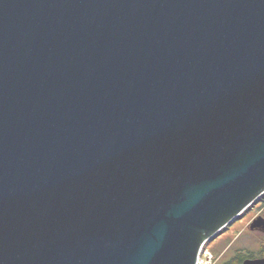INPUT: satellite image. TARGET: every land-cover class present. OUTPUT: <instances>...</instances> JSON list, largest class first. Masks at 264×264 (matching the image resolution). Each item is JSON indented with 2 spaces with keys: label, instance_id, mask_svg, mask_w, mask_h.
<instances>
[{
  "label": "water",
  "instance_id": "1",
  "mask_svg": "<svg viewBox=\"0 0 264 264\" xmlns=\"http://www.w3.org/2000/svg\"><path fill=\"white\" fill-rule=\"evenodd\" d=\"M263 195L264 0H0V264H199Z\"/></svg>",
  "mask_w": 264,
  "mask_h": 264
},
{
  "label": "rangeland",
  "instance_id": "2",
  "mask_svg": "<svg viewBox=\"0 0 264 264\" xmlns=\"http://www.w3.org/2000/svg\"><path fill=\"white\" fill-rule=\"evenodd\" d=\"M262 204L257 201L245 210L236 220L223 228L219 234L209 240L202 253L203 263L223 264L232 260V257L242 251L245 254L258 256L264 252V235L251 230L250 225L257 218ZM212 259L207 262V255Z\"/></svg>",
  "mask_w": 264,
  "mask_h": 264
},
{
  "label": "trees",
  "instance_id": "3",
  "mask_svg": "<svg viewBox=\"0 0 264 264\" xmlns=\"http://www.w3.org/2000/svg\"><path fill=\"white\" fill-rule=\"evenodd\" d=\"M248 257H255V255L245 254V253H242V251H239L232 257V260H230L229 262H225L223 264H239L241 261H243L245 258H248Z\"/></svg>",
  "mask_w": 264,
  "mask_h": 264
},
{
  "label": "flooded vegetation",
  "instance_id": "4",
  "mask_svg": "<svg viewBox=\"0 0 264 264\" xmlns=\"http://www.w3.org/2000/svg\"><path fill=\"white\" fill-rule=\"evenodd\" d=\"M258 201L262 204L261 205L262 207H261V210L258 213V216L257 217H261V216L264 217V195ZM250 228H251V225H250ZM251 230H254V231H256V232L261 233V234L264 235V226L258 227V228H255V229H252L251 228ZM255 257H264V252L262 254H259L258 256H255ZM252 258H254V257H252Z\"/></svg>",
  "mask_w": 264,
  "mask_h": 264
},
{
  "label": "built area",
  "instance_id": "5",
  "mask_svg": "<svg viewBox=\"0 0 264 264\" xmlns=\"http://www.w3.org/2000/svg\"><path fill=\"white\" fill-rule=\"evenodd\" d=\"M203 251H204V249H203ZM201 257H202V254H201ZM201 257H200V260H199V264H200V262L203 263V261H204V256H203V259ZM206 258H207V262H209V259H212V254L207 255Z\"/></svg>",
  "mask_w": 264,
  "mask_h": 264
}]
</instances>
